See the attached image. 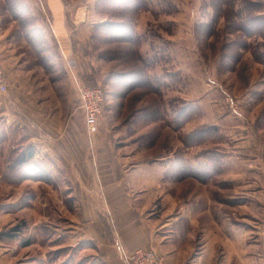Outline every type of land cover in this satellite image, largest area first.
<instances>
[{
    "label": "rangeland",
    "instance_id": "1",
    "mask_svg": "<svg viewBox=\"0 0 264 264\" xmlns=\"http://www.w3.org/2000/svg\"><path fill=\"white\" fill-rule=\"evenodd\" d=\"M145 1L147 8L133 17L129 42L115 38L122 27L104 13L99 0H0L3 73L7 51L2 34L8 31L16 49H25L29 63L44 66L51 79H46L49 89L42 94L39 121L25 113L30 111L28 101L13 98L17 82L6 83L0 91V231L19 227L12 239L0 241V264H104L89 228L94 223L103 236L117 245L121 242L100 180L93 179L98 193L94 213L79 209L77 198L83 196L71 195L75 180L64 178L66 164L60 163L50 180L24 172L7 175L13 155L30 146L34 159L53 170L50 166L57 160L45 152L40 154L46 158L41 157L33 143L40 134L44 140L52 139L47 138L43 121L50 123L56 141L59 134L66 141L70 126L79 129L85 124L84 116L70 109L79 102L73 75L80 86L102 91L92 142L111 139L119 156L144 163L155 160L149 171L171 176L158 181L157 187L164 191L161 195L166 194L164 188L172 194L168 204L173 209L176 205L180 218L171 226L181 233L180 240L190 230L189 213L181 216L179 211L183 203L194 206L192 216H203L207 232L215 230L207 224L213 215L221 230L230 227L235 235L255 242V251H264V239H259L264 237V63L252 55V49L264 50V37L245 36L236 28L248 13L258 15L262 9L264 15V0L217 5L213 0ZM22 31L35 32L27 36ZM38 31H91V59L81 63L82 76L74 73V61L61 52L57 56L50 37ZM243 43L249 48H242ZM29 102L36 105L37 100ZM91 156L90 170L97 173ZM188 167L203 178L187 175ZM152 205L157 216L163 203Z\"/></svg>",
    "mask_w": 264,
    "mask_h": 264
},
{
    "label": "crops",
    "instance_id": "2",
    "mask_svg": "<svg viewBox=\"0 0 264 264\" xmlns=\"http://www.w3.org/2000/svg\"><path fill=\"white\" fill-rule=\"evenodd\" d=\"M55 1L57 2V0ZM57 23L59 24V21ZM7 32L4 31L2 34L3 46L7 51L3 60L7 69L4 71L6 83L9 84L12 81V84H15L17 82L11 91L14 92L13 98H21L22 102L28 101L29 107L26 105V108L30 111L29 113L24 112L29 116L37 117V121H39L40 113L44 107L42 94L43 91L49 89L46 79L51 81L49 72L45 70L44 66L37 65L31 59V63H29V60L25 58V49L17 50L16 41L11 40L13 37H8ZM38 32L42 33V31ZM43 35L50 37L51 45L55 48L53 50L57 52V56L61 52L62 55H68L74 61V73L77 71L78 75L82 76L85 70L81 63L85 64L91 59V31H45ZM20 46L25 45L21 42ZM51 56L53 57V55ZM56 62L60 66L59 60ZM72 80H74L73 77ZM52 82L54 83L51 86L55 84L54 80ZM72 82L74 83V81ZM33 100H37L36 105L29 102ZM203 103L209 108L214 107V104H210L208 101ZM70 109L74 113L83 115L78 101ZM44 120L50 122L48 118ZM45 122L43 121L41 126L46 135L50 134L47 138L52 139L44 140L46 137H42V134L39 133L40 135L33 137V140H36L33 143L38 149V154L45 152L44 155L53 157L59 162L55 161V165H52L51 160L49 162L46 159L53 169L51 171L52 177L54 170L60 169L61 165L69 166V169L67 168L68 173L64 178L76 181H74V188L70 190L73 196H83V199L77 198L80 210L95 213L98 200L96 195L98 193L93 179L100 180L101 193L121 239L117 245L115 241L113 242L109 237L102 235L103 230L98 223L88 224L91 234L97 238L98 252L104 264H124L121 249L134 250L137 248L154 250L160 258V264H264V251H255V242L235 235V231L230 227L221 230L218 220L214 219L213 215L207 224L213 226L212 228L215 230L212 233L207 232L208 229H205L203 216H192L190 207L194 206L183 203L179 204V211L181 216L183 214L188 216L186 212L189 213L190 230L187 235H183L185 238L180 240L181 233L171 226L180 218V215L174 212L177 210L175 209L176 205L173 209V206L168 204L172 200V194L164 188L166 194L161 195V192L164 191L157 187L158 181L167 177L171 180V176L165 175V172L163 174L162 172L149 171L150 163L155 164V160L153 162L147 160L144 163L137 161V159L135 161L130 158V160L129 155L119 156L117 146L113 140L108 138L105 140L98 139L94 142L91 140L92 144L89 145L85 124L81 125L79 129H72L70 126L68 132H65L66 129L65 131L61 129L67 134L64 137L66 141L62 140L60 134L56 141L53 137V129H48L50 123L45 125ZM36 134L38 133L36 132ZM91 147L94 148L93 151H90ZM91 154L96 160L97 173L91 172L90 162H93ZM44 155L41 157L45 159L46 156ZM167 194L170 197H167ZM183 199L180 198L181 201ZM158 201L163 203V209L157 216H153L155 210H153L152 204ZM194 211L197 212V210ZM164 216L167 217L164 218ZM259 239L262 240L264 237H259ZM0 248L3 247L0 246Z\"/></svg>",
    "mask_w": 264,
    "mask_h": 264
},
{
    "label": "trees",
    "instance_id": "3",
    "mask_svg": "<svg viewBox=\"0 0 264 264\" xmlns=\"http://www.w3.org/2000/svg\"><path fill=\"white\" fill-rule=\"evenodd\" d=\"M218 1L219 3L226 4L227 0H213V3L217 5ZM99 4L103 6L104 13L110 17V20L115 18L116 23L120 24V27H122L121 29L122 31H119L121 33V36L120 37L116 36L115 38H126L124 39V41L130 42L133 37V17L142 9L147 8L146 1L145 0H99ZM257 12H260L261 14L250 15V13H248L247 18L244 20L242 24H236V28L240 29L245 34V36L258 34L264 37V31H261L262 25L264 24L263 10L259 9ZM234 14L236 17H239L238 12L234 11ZM128 15H131L132 17H128ZM240 19L241 17H239V20ZM260 21L262 22L261 25H256ZM22 32H24L25 35L28 36L35 31H22ZM116 40L117 39H115V41ZM241 46L242 48H249L245 43H243V45ZM252 55L256 61L264 63V50L259 51V49H252ZM34 153H35V149L32 146L20 149V151H18L15 155H13L14 159H10L7 167L8 168L7 175L11 173L24 172L25 174L27 173L34 175L33 178H44L50 180L52 177L51 171L47 170L42 163L37 162L34 159ZM186 170L185 173L187 175H192L199 179L203 178V176L198 173L197 169L196 171H194L192 168L188 167L186 168ZM13 175H9L7 177L17 178ZM22 176L24 175H21V177ZM18 228H19L18 225H15L9 228L7 231H0V241H2L5 238L12 239L14 236H16V234L19 233ZM28 242L29 239L27 238L23 241V245H27Z\"/></svg>",
    "mask_w": 264,
    "mask_h": 264
},
{
    "label": "built area",
    "instance_id": "4",
    "mask_svg": "<svg viewBox=\"0 0 264 264\" xmlns=\"http://www.w3.org/2000/svg\"><path fill=\"white\" fill-rule=\"evenodd\" d=\"M79 94V107L84 116L85 129L88 140L98 130L97 116L100 113L103 95L100 88H87L80 86L75 75H73ZM6 89V79L0 63V91ZM124 264H160V258L152 249L137 248L134 250L121 249Z\"/></svg>",
    "mask_w": 264,
    "mask_h": 264
},
{
    "label": "bare ground",
    "instance_id": "5",
    "mask_svg": "<svg viewBox=\"0 0 264 264\" xmlns=\"http://www.w3.org/2000/svg\"><path fill=\"white\" fill-rule=\"evenodd\" d=\"M99 118V117H98Z\"/></svg>",
    "mask_w": 264,
    "mask_h": 264
}]
</instances>
